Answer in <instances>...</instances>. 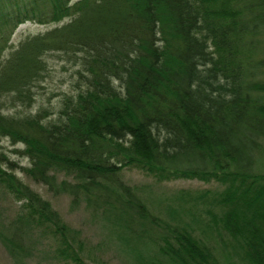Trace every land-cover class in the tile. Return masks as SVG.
I'll return each mask as SVG.
<instances>
[{
    "label": "trees",
    "instance_id": "1",
    "mask_svg": "<svg viewBox=\"0 0 264 264\" xmlns=\"http://www.w3.org/2000/svg\"><path fill=\"white\" fill-rule=\"evenodd\" d=\"M63 19L4 56L19 24ZM48 52L76 66L54 116L0 109V188L19 202L0 240L15 264L40 238L87 263L78 231L12 172L2 138L21 145L11 151L32 182L99 216L130 264H264V0H0V98L30 107ZM124 167L218 187L178 190L160 215Z\"/></svg>",
    "mask_w": 264,
    "mask_h": 264
},
{
    "label": "rangeland",
    "instance_id": "2",
    "mask_svg": "<svg viewBox=\"0 0 264 264\" xmlns=\"http://www.w3.org/2000/svg\"><path fill=\"white\" fill-rule=\"evenodd\" d=\"M37 24L25 21L19 24L10 37V48L3 51L4 56L16 46L17 43L26 35H31L58 25ZM46 73L42 80L31 87L33 91V102L28 108L12 106L8 97L0 98V109L4 113H34L43 108L49 112V117L54 116L59 106V99L63 93H72L76 81L74 74L75 65L63 60L58 52H48L43 55ZM2 149L7 153L8 158L15 163L12 172L18 176L31 189L36 191L42 198L48 200L53 209L71 228L76 229L83 242L84 251L81 252L82 260L87 264H130L129 258L124 255L117 247V242L112 238L105 226V222L97 215H93L83 204L73 206L70 197L64 193L53 194L45 189L41 184L32 182L20 170L19 166L26 165L23 157H19L12 149L21 147L20 144H10L6 138L1 139ZM264 148V142L262 143ZM257 170L264 172V153L257 156ZM262 165V168H259ZM62 177V176H59ZM120 177L128 184L135 185L138 192L144 197L146 205L153 213L161 215V205L164 200L170 198L178 190L194 192L209 188L218 187L215 181L203 182L195 178H175L158 181L151 174L145 173L133 167H124L120 171ZM160 200H162L160 202ZM19 202L14 200L11 195L3 188H0V233H4L17 212ZM158 214V215H159ZM34 235L36 231H34ZM40 244L33 242L25 258V264H66L64 260L54 257L47 246L52 244V240L40 238ZM86 256V257H85ZM89 258V259H88ZM235 264H242L236 259H232ZM229 262V263H230ZM0 264H15L7 249L0 240Z\"/></svg>",
    "mask_w": 264,
    "mask_h": 264
}]
</instances>
